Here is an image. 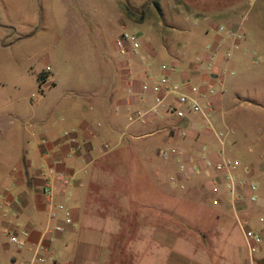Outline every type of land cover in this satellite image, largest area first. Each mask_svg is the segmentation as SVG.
I'll use <instances>...</instances> for the list:
<instances>
[{"label":"crops","instance_id":"crops-1","mask_svg":"<svg viewBox=\"0 0 264 264\" xmlns=\"http://www.w3.org/2000/svg\"><path fill=\"white\" fill-rule=\"evenodd\" d=\"M72 2L65 3L70 11L62 28L67 44L97 40L93 0ZM113 5L123 24L127 17L119 0ZM156 5L164 18L156 33L159 42L150 38L120 62L104 46L97 52L89 46L82 57L90 63L86 71L104 76L88 80L82 91L70 89L53 102L42 98L33 108L18 103L11 79L16 65L0 68V236L10 240L11 234L28 232L25 246L18 248L22 257L7 263L0 256V264L28 261L40 231L63 222L61 212L48 219L41 193L50 168L71 177L67 185L55 183V199L70 210L72 224L49 245L47 256L54 264H264V166L252 145L240 144L248 130L227 141L239 107L226 95L234 72L222 60L225 37L214 25L213 30L201 25L203 19L181 16L174 11L179 5ZM164 65L174 69L163 70ZM163 76L172 92L159 85ZM36 80L47 88L56 84L44 72ZM182 94L206 113L181 104ZM178 109L183 117L176 116ZM255 122L256 117L249 126ZM170 148L181 154L162 160L160 150ZM221 156L236 163L233 205L228 180L214 165ZM181 166L195 172L178 178ZM162 195L203 199L194 218L185 221L187 230L162 215L157 203ZM239 222L259 236L250 241L256 248L252 254Z\"/></svg>","mask_w":264,"mask_h":264},{"label":"rangeland","instance_id":"rangeland-1","mask_svg":"<svg viewBox=\"0 0 264 264\" xmlns=\"http://www.w3.org/2000/svg\"><path fill=\"white\" fill-rule=\"evenodd\" d=\"M72 1L0 0V68L16 65V73L12 72L11 79L17 84L19 104L33 105L45 97L47 101L53 102L70 89L82 91L88 80L103 77V73L86 71L90 63L83 62L82 57L87 56L89 46L96 52L104 46L112 59L117 58L120 62L126 57L119 53L114 41L121 32L140 35L142 43H148L150 38H156L159 42L156 33L164 23V18L156 4L170 2L181 7L180 10H174L181 11V16L203 19L200 24L210 25L212 30L213 25L215 30L218 25H223L239 33V38H236L226 31L218 32L225 37L224 67L234 72L226 83V95L239 107L235 114L236 133L233 131L227 141L248 130V137L240 144L244 149L252 145L254 157L259 158L260 164L264 166V0H119L127 17L123 24L118 22L115 15L114 0H93L92 12L98 20V39L92 36L88 44L76 40L69 46L63 37L62 28L67 23L70 11L65 3ZM155 6L154 11L152 8ZM166 11L170 12L168 9ZM143 18L144 21L138 24ZM193 21L194 18H191L188 24L192 25ZM58 36L60 39L56 40ZM113 62L115 67L116 61ZM46 67H49V71ZM39 72L46 73L56 83L55 86L47 88L39 85L36 80ZM255 117L256 122L252 127L249 126V120L253 121ZM175 193L179 196L181 191L176 190ZM174 199L169 200L162 195L157 203L164 210L162 215L180 223L177 225L185 231V221L194 218V212H198L204 201L201 197L198 201ZM205 205L209 206V202L206 201ZM106 239L107 234L104 237ZM18 251V247L5 234L0 236V256L4 261L8 263L11 257H22Z\"/></svg>","mask_w":264,"mask_h":264},{"label":"built area","instance_id":"built-area-1","mask_svg":"<svg viewBox=\"0 0 264 264\" xmlns=\"http://www.w3.org/2000/svg\"><path fill=\"white\" fill-rule=\"evenodd\" d=\"M216 30L218 32L226 31L231 36H234L236 38H239L240 36L239 33L230 31L223 25H218L216 27ZM143 43L140 40V36L138 34H132L128 32H121L114 41V45L116 49L123 57H127L129 55L135 54L137 48L141 47ZM162 68L163 70H168V71L174 69L173 66H166V65H164ZM159 85L161 86V88L165 90L166 93L172 92V88L169 86L166 76H163L159 80ZM209 93H213V89H210ZM179 101L181 104L188 106L194 112H201L203 114L206 113V110L202 109L195 99L191 98L186 94H182L179 97ZM209 103L211 104V102ZM175 114L178 117H183L184 111L178 109L175 111ZM143 116L144 114H139V117H143ZM179 134L184 135V131H180ZM70 141L74 143L75 139L71 138ZM106 149L107 146L104 145L103 150ZM172 154L180 155L181 153L176 148L160 150L159 152V155L162 160H167L169 156ZM207 164H210V162H207ZM214 165L216 170L223 172L228 180V188H229L228 194H229L230 202L233 205V202L236 198V183L232 172L236 167V163L232 160L225 158L224 156H221L220 160L217 161ZM194 172L195 169L184 168L183 166H181L176 176L178 178H187ZM46 174H47V179L45 180L42 186L41 193L44 197V201L47 206L48 219L50 221L57 219L58 214L61 212L63 213V222L55 223L53 225L48 224L40 231L39 237L36 243L33 245L31 257L29 258L28 261L24 262L23 264H54V261L49 260L47 256L49 245L53 241L55 234L63 232L65 230L66 225L72 224V217L70 210L63 203L57 202L55 199L56 196L55 183L60 182L63 185H67L71 180V177L61 174L51 168L47 169ZM251 188H253L252 185ZM210 191L211 193L214 194L216 192V188L212 185L210 187ZM249 198L250 201L255 200L254 196H250ZM213 203L216 204L217 201L213 200ZM239 226L242 230L243 237L246 243L248 244L249 253L250 254L254 253L256 251V248L255 246L250 244V241L252 240L259 241V236L253 231L249 229H245L240 222H239ZM27 238H28V232L26 230H21L19 235L16 234L10 235L11 243L17 246L18 248H22L23 246H25L27 242Z\"/></svg>","mask_w":264,"mask_h":264}]
</instances>
